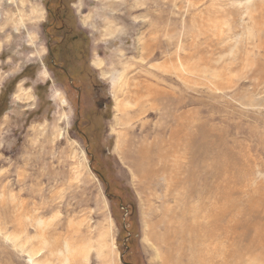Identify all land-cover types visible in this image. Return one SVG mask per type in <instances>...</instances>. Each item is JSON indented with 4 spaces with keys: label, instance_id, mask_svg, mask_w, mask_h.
I'll use <instances>...</instances> for the list:
<instances>
[{
    "label": "rangeland",
    "instance_id": "374dc122",
    "mask_svg": "<svg viewBox=\"0 0 264 264\" xmlns=\"http://www.w3.org/2000/svg\"><path fill=\"white\" fill-rule=\"evenodd\" d=\"M0 264H264V0H0Z\"/></svg>",
    "mask_w": 264,
    "mask_h": 264
},
{
    "label": "water",
    "instance_id": "95a60500",
    "mask_svg": "<svg viewBox=\"0 0 264 264\" xmlns=\"http://www.w3.org/2000/svg\"><path fill=\"white\" fill-rule=\"evenodd\" d=\"M52 54V53H51Z\"/></svg>",
    "mask_w": 264,
    "mask_h": 264
}]
</instances>
